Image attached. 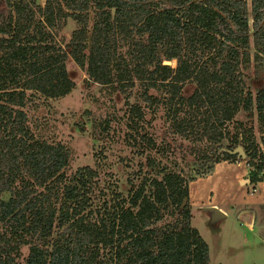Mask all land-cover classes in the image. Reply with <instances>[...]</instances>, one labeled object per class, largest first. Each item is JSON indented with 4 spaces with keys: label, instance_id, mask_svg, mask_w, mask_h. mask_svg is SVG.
<instances>
[{
    "label": "trees",
    "instance_id": "1",
    "mask_svg": "<svg viewBox=\"0 0 264 264\" xmlns=\"http://www.w3.org/2000/svg\"><path fill=\"white\" fill-rule=\"evenodd\" d=\"M11 7L0 10V264H209V246L191 225L188 187L197 177L159 167L151 157L155 173L132 185L127 197L112 189V203L93 219L84 210L87 180L96 172L85 166L76 181L65 182L67 149L37 139L24 107L35 92L57 98L71 91L68 56L100 84L144 79L146 98L167 106L174 131L236 145L222 157L218 149L211 158L202 152L199 158L212 165L198 177L215 163L245 161L254 191L264 181V86L254 93L246 88L241 69L252 45L264 49V0H46L42 7L14 0ZM90 8L96 15L89 29ZM67 17L80 27L65 52L45 26ZM120 40L130 46L129 59ZM186 82L195 84L188 95ZM148 86L167 95H150ZM241 111L255 112L259 141L251 125L239 123L233 135L226 130ZM126 114L132 144L155 150L140 106L130 104Z\"/></svg>",
    "mask_w": 264,
    "mask_h": 264
},
{
    "label": "rangeland",
    "instance_id": "2",
    "mask_svg": "<svg viewBox=\"0 0 264 264\" xmlns=\"http://www.w3.org/2000/svg\"><path fill=\"white\" fill-rule=\"evenodd\" d=\"M14 0H0V10H12L11 3ZM29 1L30 0H25ZM46 0H34L36 5L43 6ZM249 2V0H247ZM33 8L36 6H32ZM96 10H88V27L91 28ZM36 21H42L40 13L36 15ZM251 24V19H250ZM80 25L71 17L64 18L56 24L45 26L53 36L51 43L68 52V43L72 33ZM119 51L129 59L130 46L119 41ZM249 60L241 69L245 81V87L254 93L256 87L264 86V49L251 46ZM168 61V60H166ZM165 63V61H164ZM174 67L176 61H169ZM66 68L69 77L74 82L71 91L61 97L50 98L35 92L31 94L32 102L24 107L28 117V126L33 135L48 143L60 144L68 151V164L64 167L65 182L72 183L75 180L76 171L87 166L96 172V176L88 178L87 208L84 213L90 211L91 217L98 218L112 203L111 190L116 189L123 197H127L141 179L153 175L156 170L149 165V158L155 157L159 167L167 166L176 171H181L187 177L205 178L208 175L199 176L196 172L207 171L212 164L211 159L202 161L199 155L206 152L213 153L219 150L220 157L228 145L232 147L229 139L214 145L206 139L195 140L193 136H185L173 130L171 121L166 118L167 106L159 102L151 103L144 94L146 83L144 79L133 77V83L118 85L100 84L88 78L85 69L81 68L72 58L66 59ZM195 87L194 83L186 82L182 88L185 95L190 94ZM162 87L148 86L147 93L159 98L167 93ZM27 91V94H30ZM130 104H137L143 112V117L150 121L151 125L144 124L149 132L153 133L157 150H142L140 145L132 144L129 137L126 111ZM144 122V121H142ZM109 123L108 129L102 127ZM239 123L253 128L256 141H259L262 132L258 128L255 112L252 115L244 111L238 113L233 121L228 122L226 130L233 135L238 130ZM222 160V159H220ZM226 162V161H222ZM242 162V161H241ZM245 163V161H243ZM216 164V163H215ZM214 164V166H215ZM246 164V163H245ZM247 166V165H246ZM248 168V166H247ZM214 169V167H213ZM216 176L222 183H217L215 191L222 189L229 192L228 198H236L235 175L239 171L235 166L219 165L216 168ZM159 177V176H158ZM248 181V178H242ZM247 182L242 183L245 184ZM115 185L114 187H110ZM247 185V184H245ZM250 189V187H248ZM247 188V189H248ZM246 192L250 194L249 189ZM213 195V193H211ZM8 193L3 198H7ZM211 197V196H210ZM220 198V197H218ZM190 203V202H189ZM233 203H222L225 216L211 213L209 205L191 207V225L196 227L200 235L209 246V264H264V206L257 204L251 207L255 211L254 219L250 214H241L242 207ZM106 204V206H104ZM205 208L210 209L205 211ZM166 218L170 219L169 216ZM22 255L26 256L28 248L23 246Z\"/></svg>",
    "mask_w": 264,
    "mask_h": 264
},
{
    "label": "crops",
    "instance_id": "3",
    "mask_svg": "<svg viewBox=\"0 0 264 264\" xmlns=\"http://www.w3.org/2000/svg\"><path fill=\"white\" fill-rule=\"evenodd\" d=\"M219 165L228 167L235 166L239 169V171L235 175L234 181V184H237V186L235 187V192L239 193V196H237L236 198H228L229 192L225 190L226 188L225 186H223V184L222 189H218L215 191L216 184L222 183L221 178H219V176H216V168ZM247 175L248 168L243 161L238 163H229L222 161L216 163L212 174L208 175L205 178H198L189 183V202L191 207H194L195 205L200 207L209 205V207H217L226 214V211L222 207V205L224 203L236 202V206L242 207V209H240L243 210L241 214H250L252 218L251 222H253V214L255 213V211L251 209V207H254V204H257L258 207L264 206V181L258 182L256 185V189L248 194L246 192V189L250 187V184L247 181V183H245L247 185H242V178L246 179ZM211 193H213V195H211ZM209 210L210 209L205 208V211ZM210 211L212 213V210Z\"/></svg>",
    "mask_w": 264,
    "mask_h": 264
},
{
    "label": "water",
    "instance_id": "4",
    "mask_svg": "<svg viewBox=\"0 0 264 264\" xmlns=\"http://www.w3.org/2000/svg\"><path fill=\"white\" fill-rule=\"evenodd\" d=\"M114 12V10H112V13ZM165 64H169V61H165ZM247 182V180L242 181V183ZM187 199H184L182 206H184L185 202ZM211 210L214 212L213 214H217V215H221V216H225V213L223 211H221L220 209H218L217 207H212Z\"/></svg>",
    "mask_w": 264,
    "mask_h": 264
}]
</instances>
